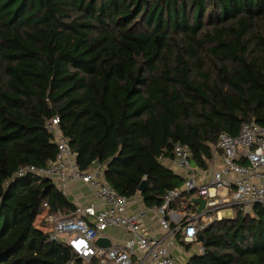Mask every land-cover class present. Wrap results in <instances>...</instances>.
<instances>
[{
	"label": "trees",
	"instance_id": "trees-1",
	"mask_svg": "<svg viewBox=\"0 0 264 264\" xmlns=\"http://www.w3.org/2000/svg\"><path fill=\"white\" fill-rule=\"evenodd\" d=\"M54 118L80 170L98 166L129 199L146 182L161 207L186 182L163 164L177 145L206 169L222 134L264 127V0H0V264L75 258L35 223L45 204L64 217L76 206L20 173L56 160ZM195 197L171 208L192 216ZM235 212L194 243L177 235L204 250L188 264H264V207Z\"/></svg>",
	"mask_w": 264,
	"mask_h": 264
},
{
	"label": "built area",
	"instance_id": "built-area-1",
	"mask_svg": "<svg viewBox=\"0 0 264 264\" xmlns=\"http://www.w3.org/2000/svg\"><path fill=\"white\" fill-rule=\"evenodd\" d=\"M47 129L58 147L56 160L46 168L31 166L20 173H32L56 182L62 192L71 184L81 182L99 202L97 206L78 205L76 211L67 217L59 214L56 218H43L51 224L50 229L37 226L50 234L51 240L64 242L70 248L75 258L68 264H177L170 251L177 235L180 234L187 244L194 243L205 226L223 219V211L238 209L244 214H254L255 207H264V127L256 124H243L237 137L220 136L216 151L221 153L223 168L215 171L209 185L196 183L190 152L182 145L175 147L173 161L186 173L187 180L183 189L170 191L163 205L154 208L160 216V225L169 233L166 239L149 235L143 225L145 214L129 212L130 199L106 183L101 168L79 169L69 140L60 130L58 118L50 120ZM242 160L246 164H240ZM229 188H234L232 196L223 195ZM182 191L196 192L197 198L206 201L203 212L187 215L186 222L184 211L171 208ZM44 206L46 209L38 218L48 212L47 204ZM110 229L124 230L130 239L122 246L99 247L97 241L106 239V232ZM199 253L204 254V250L200 248Z\"/></svg>",
	"mask_w": 264,
	"mask_h": 264
},
{
	"label": "crops",
	"instance_id": "crops-1",
	"mask_svg": "<svg viewBox=\"0 0 264 264\" xmlns=\"http://www.w3.org/2000/svg\"><path fill=\"white\" fill-rule=\"evenodd\" d=\"M222 162L223 161H222L221 153L215 150L213 159H211L208 162L206 169H201L198 168L197 166L196 167L192 166L194 170L195 180L197 181L196 183L200 186L209 185L213 179L215 171L222 170L223 168ZM163 164L166 167L172 169L176 174L182 176L184 179L187 180L186 173L175 166L173 159L172 160L167 159L163 162ZM94 168H99V167L95 166ZM229 177H231V175ZM55 184L58 187V184L56 182ZM233 190L234 188L225 189L223 195L227 194L229 196H232ZM63 193L65 194L67 199L76 207L78 205H91V204L96 206L99 205V202L95 194L88 188V186H86L81 182L71 184L70 186H68L67 190ZM154 208L155 207L147 206L145 202V198L143 197V193L139 192L137 196L130 199L129 212L132 214H140V213L145 214L143 218V225L148 231L149 235L155 238L166 239L169 236V233L160 225V216L158 215V213L155 211ZM44 220L45 219L43 218H37L36 222H42V221L44 222ZM106 236L107 238L105 240H108L109 242H111L112 246H116V247L124 245L130 239L129 233L121 229H110L106 232ZM199 249H200L199 246L195 245L191 247L189 250H187L184 247V245H181L177 239H175L173 245L170 246L171 255L177 264H188L189 260L193 257L194 254L198 253Z\"/></svg>",
	"mask_w": 264,
	"mask_h": 264
},
{
	"label": "water",
	"instance_id": "water-1",
	"mask_svg": "<svg viewBox=\"0 0 264 264\" xmlns=\"http://www.w3.org/2000/svg\"><path fill=\"white\" fill-rule=\"evenodd\" d=\"M192 166H193V167H196L194 161H192ZM147 191H148V185H147L146 182H143V183L140 185V187H139V192H140V193H145V192H147ZM193 203H194L195 205L198 206V209H197V213H198V214L202 213L203 210H204L205 207H206V201L203 200L202 198H194V199H193ZM97 245H98L99 247H102V248H106V247H111V246H112L111 242H109L108 240H105V239H99V240L97 241Z\"/></svg>",
	"mask_w": 264,
	"mask_h": 264
},
{
	"label": "rangeland",
	"instance_id": "rangeland-1",
	"mask_svg": "<svg viewBox=\"0 0 264 264\" xmlns=\"http://www.w3.org/2000/svg\"><path fill=\"white\" fill-rule=\"evenodd\" d=\"M223 217L225 218V219H233L234 217H235V215H236V212H234L233 210H231V209H229V210H225V211H223ZM187 215L188 214H186V216H185V218L187 217ZM252 216H254V215H252ZM50 217H52V218H56V217H58V216H54V215H49L48 214V212H46L41 218H45V219H47V218H50ZM37 224V226L38 227H45V226H47L48 227V229H50V227H51V224H49V223H46V221L44 220V222L42 221V222H36L35 223V225ZM47 232V231H46Z\"/></svg>",
	"mask_w": 264,
	"mask_h": 264
}]
</instances>
